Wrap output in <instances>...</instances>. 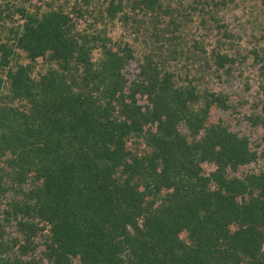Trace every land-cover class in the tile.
I'll list each match as a JSON object with an SVG mask.
<instances>
[{"label": "trees", "instance_id": "16d2710c", "mask_svg": "<svg viewBox=\"0 0 264 264\" xmlns=\"http://www.w3.org/2000/svg\"><path fill=\"white\" fill-rule=\"evenodd\" d=\"M261 19L264 0H0V264H264V105L222 90L264 62Z\"/></svg>", "mask_w": 264, "mask_h": 264}, {"label": "rangeland", "instance_id": "374dc122", "mask_svg": "<svg viewBox=\"0 0 264 264\" xmlns=\"http://www.w3.org/2000/svg\"><path fill=\"white\" fill-rule=\"evenodd\" d=\"M42 2V0H29V4H40ZM239 13V15L241 14L240 11L236 12V14ZM231 14V13H230ZM260 22H262V28L261 30L264 31V19H261ZM117 35H119L120 33V28L117 26ZM258 33V32H257ZM264 33V32H263ZM244 35V34H243ZM248 37L243 36V40H241L242 42H246ZM264 57V56H263ZM253 64H251L250 62H247L246 64H244L242 67H239L237 70H240L243 72V74L245 76H250V89L249 90H244V85L242 80H240L237 76L238 72L235 70L232 74V77L227 78V82L222 83V90L224 92H227L228 94L233 95V102L237 103L240 101H244V100H248L249 102L246 103L243 106H237L236 110H240L241 114H245L248 113L250 111V104L252 103H256L259 101V107H263L264 105V81L263 78L259 75L260 70L262 69V73H264V62L263 63H259L258 65H254L252 67ZM262 67V68H260ZM38 68L36 67L35 71H37ZM261 74V73H260ZM263 87L260 89L259 86ZM219 88H217L216 90H218ZM258 108V110L260 109ZM231 112H223V111H219V110H214L210 116V122L211 121H217L218 118L223 119L226 124L230 123L232 125H235L232 130L237 131L241 134H251V136L253 138L257 137L260 133H262L263 128L259 127L257 129L255 128H251L250 126L248 127V123L244 122L242 119L243 115H239L238 113H234L233 115H231ZM233 116L237 117L239 119V121L237 122V124H233ZM259 165H262L261 162L259 163H252L249 166H246L245 169H250L254 172L258 171V167ZM1 208H3V205L1 204L0 206ZM77 264V262H76Z\"/></svg>", "mask_w": 264, "mask_h": 264}]
</instances>
